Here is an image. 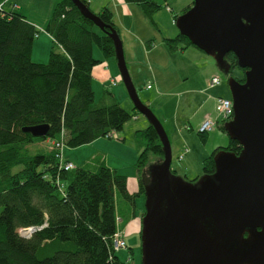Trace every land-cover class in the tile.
<instances>
[{
	"label": "trees",
	"instance_id": "trees-1",
	"mask_svg": "<svg viewBox=\"0 0 264 264\" xmlns=\"http://www.w3.org/2000/svg\"><path fill=\"white\" fill-rule=\"evenodd\" d=\"M81 1L90 8L87 0ZM123 1L137 4L148 17L161 8L155 0ZM96 15L104 31L71 0L58 3L44 28L54 46L49 62L41 64L32 61L40 29L21 14L0 9V264H131L121 261L114 249L117 199L120 195L134 206L150 184V157L156 158L151 165L162 162L163 147L154 127L149 124L137 131L145 143L136 164L140 182L136 194L129 193L126 176L102 161L64 171L53 145L48 150L38 147L48 140L82 147L123 131L138 115L135 108L131 112L122 108L108 88L96 101L93 71L101 61L94 58V46L105 59L115 58L108 32L119 33L110 9ZM182 42L199 49L180 33L165 39L172 51ZM226 60L232 69L243 71L233 53ZM41 125L49 127L47 137L24 132ZM199 135L203 140L207 136ZM222 150L238 155L241 146L230 140L228 147L216 149L204 160L205 175L215 173V156ZM30 228L36 229L31 237L20 235Z\"/></svg>",
	"mask_w": 264,
	"mask_h": 264
},
{
	"label": "water",
	"instance_id": "water-1",
	"mask_svg": "<svg viewBox=\"0 0 264 264\" xmlns=\"http://www.w3.org/2000/svg\"><path fill=\"white\" fill-rule=\"evenodd\" d=\"M100 30V18L81 0H71ZM180 34L214 59L227 78L234 116L224 124L241 152L222 150L215 173L187 182L171 169L169 136L153 110L139 97L119 33L115 47L121 79L136 111L156 130L163 160L151 165L143 216L142 264H264V0H193L176 20ZM233 53L245 81L232 75ZM47 125L25 128L47 137Z\"/></svg>",
	"mask_w": 264,
	"mask_h": 264
},
{
	"label": "rangeland",
	"instance_id": "rangeland-1",
	"mask_svg": "<svg viewBox=\"0 0 264 264\" xmlns=\"http://www.w3.org/2000/svg\"><path fill=\"white\" fill-rule=\"evenodd\" d=\"M93 1V0H92ZM97 0L96 2H98ZM160 6V10L153 16L148 17L144 14L143 10L140 6L137 4H126L130 8L129 15H126L124 10H121L120 7L116 5V2L114 0H107V3L105 5V8H108L112 11L114 15V22L119 30V34L123 43L124 47V53L125 58L127 62V66L130 72V75L133 79V82L136 86V89L138 91V95L140 99L146 103L148 99H152L154 93L153 91L146 90L148 84H152L154 86L156 84V81L154 79H151V82L147 83L148 78L141 79L142 75L145 73L144 68L140 67L141 73L140 79L136 78V63L142 64H148L147 68L148 70L151 69L153 64H162L161 60H152L150 58V61L144 63V53L147 52L146 50V43H153V49L154 52L152 55L162 53L166 49L164 45L165 38L166 39H174L178 36L179 31L177 27L175 26L173 22V18L176 15H179L182 11V8L192 6L193 0H155ZM54 0H8L7 2L3 3V6L6 5L5 11H11L14 5L20 6V9H17L15 12L18 14H21L28 18L31 21H35L39 28L40 26L44 25V22L48 20L50 17V13L48 15V10L50 8H53ZM60 2V0L58 1ZM8 3V4H7ZM53 4V5H52ZM58 4V3H57ZM168 6L172 8L174 11H171L170 13L167 8ZM181 8V9H180ZM90 9L92 12H95L98 10L97 5L90 4ZM25 14V15H24ZM128 16V17H125ZM45 18V19H44ZM46 27V26H44ZM47 32H45L44 28L43 30L40 29L39 36L43 37L42 40L44 41V37H46ZM39 38H36L35 40V49L32 56V61L36 63L41 64H47L49 62L50 53H51V47L48 48L46 52V48L41 46V42H37ZM52 46H54L52 42ZM187 49H194L195 51V57L204 56V59H206L211 65V61H214L213 58L207 56L203 51L189 46L185 44L184 42L180 43L179 48L174 51L181 50L180 48L186 47ZM53 48V47H52ZM100 57V59H98ZM94 58L96 60L101 61V64L97 65L94 68V73L97 74V77L94 75V83H97V79H103L102 71H105V67L107 66L108 59L105 60L103 58L101 51L97 46H94ZM193 58V56H191ZM116 66L117 75H116V86H113L110 83V87L108 89L112 92H118L121 97L119 96L118 101L122 108L128 110L129 112L133 111L134 105L129 97L128 91L121 79L120 71L118 68V63L116 58L112 57L109 58ZM164 68H168L170 65L164 64ZM213 66V65H212ZM99 71V72H98ZM218 74L223 79V89L225 91L224 95L227 99H232L231 92L227 83V78L218 70ZM164 75L168 76V72H164ZM234 75L237 77L243 76V73L239 68H236L234 71ZM153 81V82H152ZM155 83V84H154ZM101 92H103V87L101 86L100 89ZM99 92H97V101L100 100L101 96L99 95ZM223 96L221 98H223ZM155 114H157V111L155 108H151ZM166 111V110H165ZM149 125L148 120L140 113L133 118L130 122H128L123 131L117 132L118 135H121L120 140L115 139H109V138H101L100 142L96 144L95 146H92L89 149H84L79 153V157L81 158H90L91 156H95L97 160H101L102 162L107 164H111L113 167L112 169H116L118 167V173L120 175H124L127 177V188L129 192H137L139 189V182L136 177H134V174L136 173L137 167L136 164L138 162L139 157V151L137 152V149L142 145V142L140 141V138L134 137V132L136 130H145L146 126ZM210 134H207L205 139L203 140L201 136L195 132L196 138L194 139L195 145L192 142L185 143L189 148H191V151H193L194 158L193 160H190L191 155H187L183 157L181 161L178 160V157L180 156L178 151L176 150V145H174L171 138H169L171 143V149H172V165L171 169L173 172H176L178 177L183 178L187 182H196V180L201 179L205 176L204 174V160L212 155L213 148L210 146V143L212 142L211 139H208ZM226 137L228 136L225 133ZM177 137H180L179 135H176ZM124 138H126L124 140ZM176 139V137H175ZM179 142L180 139H177ZM216 141V140H215ZM145 143V142H144ZM226 146L223 148L228 147L230 144V138L227 137V140L225 141ZM121 147V151L117 150L115 146ZM125 146V147H124ZM144 146V145H143ZM142 146V147H143ZM38 147L43 150H48L49 141L40 143ZM32 150H34V146L31 147ZM76 148H70L65 146L63 148V152H68V150H74ZM143 149V148H142ZM141 149V150H142ZM140 150V151H141ZM135 153V154H134ZM185 155V154H184ZM64 156V154H63ZM189 157V158H188ZM79 159V158H78ZM93 159V158H92ZM155 157L151 156L149 159V168L152 163L155 162ZM75 161H77L76 158H74ZM184 160V161H183ZM92 161V160H90ZM89 161V162H90ZM79 164L81 165V161L79 159ZM78 166V165H75ZM117 166V167H115ZM119 199L117 200V205L125 211V230L128 229V226L130 227L128 233L137 232L139 235V249H136V255L134 257V260H131V263L134 264L137 262V264H142L143 260V248H142V232H143V213L146 211V200H147V193H143L141 196L137 197L136 202V217L133 218V209L134 206L131 205L129 202H127L122 196H118ZM121 252V253H120ZM127 253V252H125ZM117 256L124 258V253L119 250L117 251ZM123 256V257H122ZM128 256V255H127ZM122 260H128V257ZM125 262V261H124Z\"/></svg>",
	"mask_w": 264,
	"mask_h": 264
},
{
	"label": "crops",
	"instance_id": "crops-1",
	"mask_svg": "<svg viewBox=\"0 0 264 264\" xmlns=\"http://www.w3.org/2000/svg\"><path fill=\"white\" fill-rule=\"evenodd\" d=\"M7 1L8 0H0V7L3 13L7 14V13L15 12L17 9H20V6L15 4L14 7L16 8H12L11 11H5L4 9L6 8V5L3 6V3ZM58 1L59 0H54L53 2L54 5L52 4L53 8L51 7L50 10H48V15L50 13V16H49L50 18L53 14L55 7L57 6V3H60L62 0H60V2ZM96 1L97 0H93V1L91 0V3L93 5H97L98 10L96 11V13L95 12L94 13L98 14L105 8L107 0H99L98 2ZM114 1L116 2V5L121 8V10H124L126 15H129L130 8L128 7V5H126L128 3L124 2L123 0H114ZM188 7L182 8L181 11L183 12ZM167 10L170 13H172L171 11H174L169 6ZM182 12L179 15H181ZM126 15L125 17H128ZM49 19L46 20V22H44V25L40 26L41 28H39V25L35 21H31L29 19L28 20L31 23H33L36 27H38L39 29H43L45 28L44 26H46ZM175 21L176 20L174 17L173 22L176 26ZM37 38H39L37 42L39 41L41 42V46L46 48V52L48 48L51 47L52 49L53 47L52 42L54 44V40L48 33L46 37H44L45 38L44 41L42 40L43 37L41 36H38ZM35 44L36 43L34 42L32 56L34 53ZM164 46L166 49H163L164 51L162 53L152 55L154 52L153 43L151 42L146 43L145 47H146L147 52L143 54L144 63L150 61V58H151L153 61L159 60L160 62L161 60L162 64L160 65L153 64L151 69L148 70L147 68L148 64L141 65L140 63H136L135 75L137 79H140L141 77H142L141 79L147 77L148 78L147 83H149L151 82L150 78L152 77V79L156 81V84L154 83L155 85L151 89H148V88L146 89L149 91H153L154 95L152 99H148L146 103L145 102L144 103L148 105L150 108L156 109L157 111L156 116L162 122L169 138H171L174 145H176V150L178 151L179 155L183 154V150L185 149V147H189L185 143L188 144V142L189 143L192 142L195 145V141H194V139L196 138L195 132L198 133L200 126L207 118H211L215 120L217 123L216 129L213 132H211V135L208 138V139H211L212 141L210 143V146L213 148V151H215L218 148H223L224 146L227 145L225 144V141L227 140L228 136L226 137L225 132L222 130L223 121L217 113L216 106H217V99L219 97H222L225 91L223 89V84L221 86H216V87L210 86V81L214 77L220 76L218 74L219 69L215 61H211L213 65L212 66L206 59H204V56L195 57V52H194L195 50L187 49V46L183 50H178V51H172L166 45ZM191 56H193V58H191ZM98 59H100V57H98ZM163 63L168 64L170 66L168 68H164V66H162ZM140 67L144 68V72H145L144 74L139 70ZM104 70L105 71H102V74H99L103 76L102 77L103 79L101 78L97 79L98 80L97 83H94V75L97 77L98 73L95 74L93 71L92 86L95 92L96 101L98 98L97 92L101 91L99 90L100 87L102 86L104 90L105 88L110 87V83L112 84V79L116 81L115 77L117 75V70H116V66L111 61V59H108L107 66L105 67ZM164 72H168V76L164 75ZM141 73L143 75L140 77ZM113 93L116 96V99L120 101L119 96L121 97V93L120 95L118 94V92H115V91ZM101 94L99 92L100 96ZM223 98H226V97L223 96ZM145 126H146L145 129H147L149 125H145ZM137 131L139 130H136L134 132V137L136 139L138 138ZM176 135H179L180 137H177ZM118 138H119L118 140H120L121 135H118ZM125 139L126 138H124V140ZM177 139H180V141L177 142L178 141ZM99 142H100V139L96 140L95 142L91 144L78 147L74 150H68V152L65 151V153H63L64 159L78 166L80 165L79 159L82 164L89 162L90 160L97 161V158L95 156H91L90 158H85V157L81 158L79 157V153L84 149H89L92 146H95ZM51 145H52V141H49V146ZM143 145L144 143H142L139 150L137 149V152L139 151V157H140L142 150L144 149ZM115 148L120 151L122 150L121 147H119L118 145L115 146ZM189 149H190V152L187 153L185 156L191 155L190 158L189 157L188 158L190 160H193L194 158L193 151H191V148ZM74 158H76L77 161H75ZM107 166L113 167L111 164H107ZM117 169L118 167L115 170L118 171ZM174 173L177 174L176 172ZM138 175H139L138 171L136 170L134 177H136L139 182ZM138 191L134 193L133 192H129V193L136 194L138 193ZM117 208H118V213H119L118 217L120 219V222L118 223V232L122 234L128 246L127 249L121 250L124 253V258L119 257V259L123 262L125 261V263L128 261H129L128 263H131L130 259L132 258L134 260V257L136 255V249L140 246L139 245V242H140L139 235L137 234V232L136 233L127 232V230L129 231L131 226L130 227L128 226L127 230L124 229L125 228V218H124L125 211L121 209L120 205L119 206L117 205ZM132 213H133V218H135L136 217V202L134 203V209ZM144 214L145 212L143 213V216ZM126 257H128V260H122V259H125ZM134 264H137V262H135Z\"/></svg>",
	"mask_w": 264,
	"mask_h": 264
},
{
	"label": "built area",
	"instance_id": "built-area-1",
	"mask_svg": "<svg viewBox=\"0 0 264 264\" xmlns=\"http://www.w3.org/2000/svg\"><path fill=\"white\" fill-rule=\"evenodd\" d=\"M88 2H90V0H87ZM222 78L219 77V76H216L214 77L211 82H210V86L211 87H216V86H220L222 85ZM112 84L113 85H116V81L114 79H112ZM153 86L152 84H148L147 85V88L148 89H151ZM217 113L219 115V117H221L223 120H230L233 118L234 116V108H233V102L232 100L230 99H225V98H218L217 99ZM215 127H216V121L211 119V118H207L203 124L201 125V127L199 128V133L200 134H208V133H211L212 131L215 130ZM108 138H111V139H119L118 138V135L115 134V133H110L108 134ZM53 148L56 149L58 151V155L57 157H59V162H60V169L64 170V171H71L75 168V165L71 162H68L64 159V156H63V148L65 147V141L64 140H61V141H55L53 142ZM185 153H188L189 152V149L186 148ZM183 159V155L180 156V160ZM118 223L120 222V219L117 220ZM36 231V229L34 228H30V229H25V230H21L20 231V235L23 236V237H26V238H29L31 237V235ZM113 243H114V249L115 251H119V250H122V249H127L128 246H127V243L126 241L124 240L123 236L121 233H119L117 231V233L115 234L114 236V239H113Z\"/></svg>",
	"mask_w": 264,
	"mask_h": 264
},
{
	"label": "flooded vegetation",
	"instance_id": "flooded-vegetation-1",
	"mask_svg": "<svg viewBox=\"0 0 264 264\" xmlns=\"http://www.w3.org/2000/svg\"><path fill=\"white\" fill-rule=\"evenodd\" d=\"M234 71H235V68L231 70L232 75H233L237 80H239V81L242 82V81L244 80L243 76H241V77H237L236 75H234ZM241 72H242V73H245V70H243V71H241ZM243 75H244V74H243Z\"/></svg>",
	"mask_w": 264,
	"mask_h": 264
}]
</instances>
